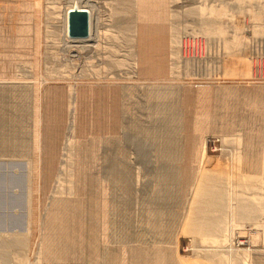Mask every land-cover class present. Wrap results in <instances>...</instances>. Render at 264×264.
Returning <instances> with one entry per match:
<instances>
[{
    "label": "rangeland",
    "instance_id": "obj_1",
    "mask_svg": "<svg viewBox=\"0 0 264 264\" xmlns=\"http://www.w3.org/2000/svg\"><path fill=\"white\" fill-rule=\"evenodd\" d=\"M150 1L155 5L149 6ZM6 4L37 12L35 15L21 14L6 9ZM212 6L216 11L200 16L185 15L180 10H204ZM73 8L88 12L86 37L68 34V12ZM216 12H221L220 20ZM173 13L177 16L170 18ZM255 17L264 21V0H0V56L3 55L0 68L4 69L0 71V96L28 109L26 116L20 113L14 116L20 124L22 122L20 126L24 130L32 132L23 134L21 127L13 129L11 121L8 128L11 132L3 134L0 131L7 144L16 148L0 154V235L32 232L31 238L27 235V243H30L25 246L27 249L24 247L28 253H24L29 259L24 264H38L35 259L40 241L39 223L47 208V205L42 206L39 178L37 185L29 188L31 167L41 169L43 160L39 152L37 157V147H43L46 152L48 147L57 150L58 163L62 167L61 157L67 147L48 138L74 137L61 125V128L56 127L49 121L40 122L38 119L44 116L48 120L54 113L59 119L75 120L78 114H74L72 107L78 106L91 115V121L97 122L89 128L101 139H79L96 153L93 157L90 153L75 157L82 165V176H93L99 184L91 185L83 179L76 181V185L71 186L79 190H75L76 195L73 193L75 197L71 195V199H78L80 205L88 208L97 206L96 202L90 204L88 195L92 198L105 196L117 202L118 209L107 210L106 217L113 222H122L123 240L127 239L128 230L136 225L134 215L128 217L136 204L142 203L147 209L164 210L174 224L172 236L167 235L168 230L155 231L146 223H140L139 227L146 244H151L153 237H161L169 242L170 255L181 258L182 264H264V258L260 257V253H264V213H252L246 204L251 198H259L264 210V67L261 66L264 63V28L256 23L260 20ZM23 21L35 23L39 34H15L12 27L18 28L16 26ZM159 23L171 27L186 25L191 30L181 36V41H164L159 35L149 37L145 27ZM198 26H210L208 36H202ZM45 27L65 40L49 41L44 36ZM138 28H142L140 36ZM218 28L226 29L227 34H215ZM250 32L258 34L252 33L251 38H243L241 43L227 38L229 33ZM182 41L189 42V45ZM19 47L26 48L28 53H19ZM247 54L249 61H231L233 57ZM101 83H109L108 92L99 86ZM174 84H182L181 88L174 90L176 102L150 93L153 87L162 93L165 86ZM240 84L249 88L256 86L257 94L252 95L235 86L234 92H226V86ZM0 108L5 110L6 107L0 105ZM166 108L172 110L169 121L163 115ZM101 124L111 128L110 135L102 134L105 131L101 128L96 129ZM175 132H181L184 139L198 137L195 150H179L174 154L187 157V161L166 160L173 152L165 155L164 149H158L152 143L155 137ZM41 133L48 137L46 141ZM250 140L255 142L249 143ZM238 141H242L241 144L237 145ZM203 147L206 158L198 164ZM238 154L241 156L239 162L236 159ZM97 155L105 156L108 163L95 160ZM107 165L125 178L128 194H122L118 188H113L112 193L111 189L107 190L104 183ZM42 169L53 175L51 168ZM167 174H172L173 178L166 180ZM59 177L57 180L64 184L66 179ZM54 188L52 186L48 198L52 197ZM199 191L204 195L197 196ZM30 198L33 199L32 205L28 204ZM212 201L218 204L210 206ZM101 210L105 212V208L101 207ZM164 211L161 212L163 217ZM191 225L201 228L190 230ZM212 225L214 229H206ZM213 237L223 239L215 243ZM78 239L75 236L71 242L79 243ZM116 244L113 242L112 245ZM71 258L69 262L75 263L76 259ZM49 262L46 261L56 264Z\"/></svg>",
    "mask_w": 264,
    "mask_h": 264
},
{
    "label": "bare ground",
    "instance_id": "obj_2",
    "mask_svg": "<svg viewBox=\"0 0 264 264\" xmlns=\"http://www.w3.org/2000/svg\"><path fill=\"white\" fill-rule=\"evenodd\" d=\"M158 1H161V0H158ZM148 4H149V6L155 5L153 3V1H150ZM4 7H6V9H8L10 11L12 10V11H15V12H22L21 14H25V15H35L36 12H37V11H34L33 9H31V10L29 9V11H27V10H25V7L23 9L21 7H17L16 5H12V4L11 5H9V4L7 5L6 4V5H4ZM110 8H111V12H114V10L112 9V7H110ZM180 10L182 11L181 12L182 14L191 15V16H197V15L200 16V14L203 15V14L207 13L208 11H210V12L211 11L212 12L216 11V9H215L214 6L209 7L207 9H204V10L203 9L202 10H200V9H189V8H187V9L184 8V9H180ZM220 13L217 14V12H216L215 14L216 15H219ZM178 15H180V14H178ZM222 15L224 16L223 12H222ZM175 16H177V14H174L173 13L170 18L175 17ZM228 16H230V15H228ZM228 16H226V19L225 20L229 19ZM221 18H220V15H219V20ZM255 18L258 19L257 17H255ZM52 20H53V18H52ZM235 20L233 19V21H235ZM258 20H260V21H257L256 23L260 24L264 28V21L261 20V19H258ZM233 21H231V22H233ZM226 22H228V20ZM252 22H255V20L252 21ZM237 23H239V22H237ZM61 26H63V25H61ZM210 26L203 27V28L198 26L199 28H201V29H199L198 32L202 36H204V37L206 35L208 36V34H209L208 31L210 29ZM13 27H14V29H13ZM13 27H12V31L15 34H18V35H24V36H26V35H29V34L35 35V33H38L36 24L35 23L33 24L32 22H29V21H23L19 26H16V27H18L16 29H15V26H13ZM193 27L195 28L194 25L192 26V28ZM215 27H217V26H215ZM145 28L148 29L149 37L150 36H154V35H159V37L162 40H164V41H170V42L171 41H181V36L184 33H186L187 31H190L191 30L190 27H188L186 25H180L178 27H171V26H169V25H167L165 23H159V24H156L154 26H149V27H145ZM212 28L213 27H211V31H212ZM196 29L198 30V28H196ZM196 29H192V30H195L196 31ZM221 29L218 28L217 31L215 30V34H221V33L224 34L225 31H226V29H222V31H221ZM50 30L47 27H45V31H44L45 33L43 32L44 33V36L49 41L54 40L57 43V41H64L65 40L64 38H62V36H59L60 34L58 35V33L55 35V32H54V35H53V32H50ZM141 30H142V28H138L139 36H140V31ZM199 33L198 34L196 33L197 36L199 35ZM252 33L254 35L255 34H258V33L250 32V33H247V34L239 33V34H236V35H232L231 33H229L228 36H227V38L229 40H232V41H236V42L239 41L240 42L243 38L244 39L251 38L249 36L252 35ZM210 34H212V33L210 32ZM225 34H227V33H225ZM195 39H197V38H195ZM253 39L254 38H252V40ZM202 40L203 39H201V41ZM182 42H183V44L186 43L185 41H182ZM194 42H196V41H194ZM202 42L204 43V41H202ZM254 42H256V40ZM58 43H60V42H58ZM188 43H186V44L189 45ZM196 43H195L194 47L196 46ZM203 43H201V44L203 45ZM22 47H19L18 48L19 53H21V54L22 53L23 54L24 53L27 54L28 52H27L26 48L23 49L24 47L23 48ZM199 47H200V45H199ZM203 49H204V45H203ZM24 50H26V51H24ZM29 50L32 51V49H30V48H29ZM49 54H51V53H49ZM261 56H263V55H261ZM0 57H3V55L0 56ZM4 57H6V56H4ZM56 58L58 59L59 57H56ZM238 59L239 60H244V61L245 60L246 61H249V55L248 54L247 55H242L241 57H238V58L237 57H233L231 59V61H233V60L236 61ZM255 62H256V60H255ZM261 66L264 67V63H262ZM34 70H35V68H34ZM0 71H4V69L3 68H0ZM35 72H36V70H35ZM107 79H108V77H107ZM75 83H77V82H75ZM104 84L101 83L99 86L102 89L106 90V92H108V90L110 89V85H109V83H108V85H107V83H104ZM234 86L235 87H238V88L240 87L241 89H245V90H247L248 93H250L252 95H256L257 94V89L258 88H256V86L253 87V88H255V89H253V88H249L247 85H241V84L240 85L226 86V88H225L226 89V92H229V93L230 92H234V90H233V89H235ZM181 87H182V84H174L173 86H170V87L165 86L164 91L162 93H161V91L157 87H153L151 89V92L150 93L152 95H154V96H156V95H163L164 98L176 102V99L174 97V90L175 89H178V88H181ZM262 87H264V86H262ZM97 88H98V86H97ZM28 94L32 97V99L35 98V96L33 94H30V93H28ZM147 94H148V92H147ZM180 100H181V98H180ZM41 101H43V100H41ZM58 101H60V100H58ZM48 103H50V102H48ZM0 105H4L6 107L5 110H2V108H0V131L3 134L6 133V132L7 133L8 132H11L10 130H8V128L11 127V125L9 124L10 121L14 125L12 127L13 129H18L19 127L22 128V126H20L22 124V122L20 124L19 121H17V119L15 118L14 114L15 113H20V114L26 116L28 109L26 107H24V106L20 107V105H18V104L9 103L8 101H6L1 96H0ZM68 106H69V104H68ZM76 106H78V105H76ZM72 108L74 109L73 110L74 111V114L75 113L78 114V116L76 115L77 117H76L75 120L59 119V118L56 117V114H54V113L53 114L50 113L51 116L49 117L48 120H45L44 119V116H42V117H40L38 119V121H40V122L49 121L50 124H53L56 127L57 126L60 127V125H61L63 128H65L64 130L69 131L70 133H72V135L74 134V137H73V139L72 138H68V139L66 138V139H64V136H63V138L62 137L60 138L58 136H52V137L49 136V138H48L45 135L43 136V133H41V135H42L41 137H43L42 138L43 140L46 141L47 140L46 138H48V140H53V141H56V142L58 141V142L62 143L63 145H65L67 147V149H66L65 152L63 151V154H62V157H61L62 158L61 159V162L63 160L62 167H60L61 164L58 163V161H59L58 158L59 157H57V154H56V151L57 150L55 151L54 148H49L48 147V150L46 152L44 150V148L41 147V146H39V148L37 147L38 150L36 149L37 150L36 151V154L39 152L40 155H41V158L43 160L41 161L42 162L41 169L40 168L39 169H36L33 166L31 167V171H30L31 172L30 173L31 174L30 175L31 185H30L29 188H32V185H35L36 186L37 185V180L39 178V184L41 185L40 187H41V190H42L41 193L43 195V197H42L43 198V200H42V206L47 205V208H46L47 211L44 209V215H42L41 220H40V223H39L40 241H39L38 252H37L38 255L36 256L37 257L36 258L37 260L35 259V261L38 262V264H41L42 261L44 262L45 260L48 261V263H51L49 261H53V263H56V264H62L63 262H64V264H66L65 262H67L68 264H89V263L90 264H180L181 263V260H182L181 258H179V257L177 258L176 256L175 257H172V255H170V252H169L170 250H169L168 245H167V243L169 244V242H167L166 240L160 239L161 237L160 238H157L158 237L157 236L156 238L153 237V239H152L153 242L148 245V244H146V242H145L146 239L144 240V234H143V232L141 231V229L139 227L140 226L139 225L140 223H146V224L149 225V227L152 230L157 231V229L159 230L161 228H164V229L168 230L167 231V235L169 237L172 236L174 234V233L172 234V232H173V225L174 224H173V221L168 217L169 214L167 215V212H165L164 210H163L164 211V217H163L162 216V213H163L162 210L154 209V208H151V209L148 208L147 209V207H143L142 203L140 205L136 204L134 206L135 208L134 207H131V208H134V209L130 212V215H128V217L129 216L132 217L131 215H134L133 217L135 219H134L133 222L136 225H133L132 230L130 229V226L124 225V226H126L127 229H130V230H128V232H127L128 233L127 234L128 235L127 236V239L123 240L124 239L123 236H122L123 234H121L122 233V230H123L122 222L120 221L121 222L120 223L119 220L116 221V222H113V221H110L109 220V217H106V216H108L107 215V210H110L111 211V210H117L118 209L119 204H117V202H115L114 200H111L109 198H106L104 195H103L104 197H101V198H92L93 196L88 195L87 196L88 198L87 197L86 198L89 199V201L91 202V203L89 202L90 204H92V202H93V205H95V202L97 203V206L95 205V207L92 206V207L88 208L85 205H82V204L80 205V203L78 202V199L75 201V198H73L74 200L70 198L71 195H73V193L75 192L76 189L79 190V188H76V186H75V189H74V187L71 186V185H76V181L79 182L81 179H83L84 181H86L87 183H90L91 185L92 184H96V185L99 184V183L96 182V179L93 180V178H92L93 176L92 177L90 176L92 179L89 178V176L88 177L87 176H82V172H83L82 171V168H81L82 165L80 163V160L77 159L75 156H78L79 157L83 153H90V155H92L91 157H93L95 155L96 151L90 150L91 148L88 149V147L85 146L86 144H83L79 139H81V138H89V139L95 138L96 140H97V138L98 139H101V136L100 135H97V134L93 133L92 130L90 131V128L89 127H93V125L97 123V122L94 123V121H91L90 120L89 116H91V115L88 116V114H87L88 112L85 111L83 109V107H79L78 106V107H75V108L72 107ZM171 114H172V110L171 109L166 108L165 110H163V115L166 117V121H169L170 120L169 118H170V115ZM29 117L27 116V119H29ZM187 120L189 121V118ZM98 128L99 129L101 128V130H104L105 131V133H102V134H109L110 135L111 132H112L111 128L109 126H107V125H102V126H98V127L96 126V129H98ZM21 131H22L23 134H29V132H30V130L28 132L27 130H24L23 128L21 129ZM67 131H66V134L69 133ZM60 132L61 131H59V133ZM30 133H32V132H30ZM98 133H99V131H98ZM34 134H36V132ZM38 134L39 133H37V135ZM37 135H36V137H37ZM60 136H62V135H60ZM75 136L77 138H75ZM146 136L148 137V141H150L149 140L150 137L148 135H146ZM151 137H154V136H151ZM177 137L178 138H181V140L180 139L178 140ZM187 139H184V137L181 134V132H179V134L177 132H175V133L167 134L166 136L155 137L154 141L152 142V140H151L150 142H152L154 146L158 147V149H161V150L164 149L165 150L164 152H166V153H164L163 151L162 152L165 155L166 154L168 155V152H169V154H171V152H173V154L168 155V157H167L166 160H169V161L174 160V161L180 162V161H187V159H186L187 157L186 158H185V156L182 157L183 155L182 156H178V155L175 156L174 155L175 152H177L179 150H184V151L195 150V148L197 146V142H198V137L197 136H192L190 139H188V140ZM176 140H178V141L176 142ZM237 140H238V138L236 139V141ZM18 141L20 142L21 139H18ZM242 141H238L237 142V145L241 144ZM40 142H42V141H40ZM145 142H147V140ZM251 142L253 143L255 141L254 140H250L249 143H251ZM42 143H44V142H42ZM136 143H137V141H136ZM152 143H150V146L149 147H151V144ZM162 143H165V144H162ZM173 144H175V145H173ZM55 147H56V145H55ZM58 148L61 149L60 146H58ZM14 149H16L14 146H10V145L7 144L6 137L5 136L1 137V135H0V154L3 151H6V152L10 151V152H12ZM152 149H154V148H152ZM38 154H37V157H38ZM245 157H246V155H245ZM205 158H206L205 148L203 147L200 150V155L198 157V164H201L202 161L205 160ZM240 158H241V156H240V154H238L237 157H236V159H237L238 162H239ZM94 159L95 160H98L99 159L100 161H103L105 163H108V161H109L105 156H98V155ZM262 160H264V158ZM118 164L120 165V163H118ZM123 165H125V164H123ZM120 166H118V167L121 168ZM42 167L43 168L44 167L51 168L53 170V175H50V174L44 172L43 169H42ZM109 167L110 166L107 165V170H106V175H105L106 180L104 182L105 183V187H107V190L108 189L109 190L111 189V193H112V191H113L112 189L113 188H118L122 192V194H128L127 192H129V189L124 184L125 183V178L122 175H120L118 172L112 170ZM34 168L37 171H35ZM123 170H124V168H123ZM128 173H129V171H128ZM171 173L174 174V172H171ZM59 176H62L63 178L66 179V182L64 184L61 183L62 180H60V182L57 180V179L61 178ZM134 176H135V174H134ZM171 177H172V174H169V175L167 174L165 176V179L166 180H171L173 178V177L172 178ZM160 178H162V177H160ZM99 179H101V178H99ZM33 182L35 184H32ZM72 183H75V184H72ZM52 186L53 187L55 186V188L52 189L54 191L53 192L54 194L53 193L51 194L52 197H50L51 198L50 199L48 197H49L50 190H51ZM35 188H34V190H35ZM57 193H59L60 196H57L56 197ZM75 195H73V196L75 197ZM202 195H204L203 191L202 192L199 191L197 193V196H202ZM48 199H50L49 202L47 201ZM100 199H102V200H100ZM32 200L30 198V201L28 200L29 201L28 204L32 205ZM249 201L250 202L249 203H246V204H248L247 207L249 206V208L251 209L252 213L253 212L259 213V214L260 213L261 214L264 213V210L261 207L262 200H259V198H258V200L255 199V198H251V200H249ZM216 204H218L216 201L209 202V205L210 206L211 205L216 206ZM101 207L105 208V212H104V210L103 211L101 210ZM239 207H238V209H239ZM28 208L31 209L32 206L31 207L29 206ZM28 210L29 209H27V214H29V211ZM127 210H128V208H127ZM30 211H32V210H30ZM146 212H148V213H146ZM28 216L29 215H27V217ZM28 219H30V218L28 217ZM164 221L166 222L165 224H163ZM123 222H125V220ZM30 224H32V223H30ZM213 226L214 225H212V226H210V227H208L206 229L213 228ZM187 228L189 230V227H187ZM200 228L201 227H199V226H194V225H191L190 226V230L192 229V230H195L196 231V230H199ZM30 229H32L31 226H30ZM27 231H28V233L27 234H23V235L22 234L21 235H11V236H8L9 234L8 235L7 234H4V235L1 234L0 235V264H22L23 262H27L26 259H29V258L26 257V255H25V253L27 252V250H25V248L27 249V247H25V246H27L28 243H30V242L27 243V238L28 237L29 238L32 237V232H30L29 230H27ZM155 231H153V232H155ZM27 235H28V237H27ZM75 236L77 237V239L80 236L79 239H78V242H79V240H80V242L79 243L75 242L73 244L72 242H74V241L71 242V239L74 238ZM211 240H213V239H211ZM219 240L214 238L213 242L216 243ZM113 242H116L117 243L116 246L112 245ZM9 250L10 251L12 250V251L10 252ZM14 250H15V252H14ZM71 256L73 258V259L72 258L71 259L74 260V258H75L78 263L76 262V260H75V263H70L69 262V258ZM24 257H25V261H24ZM260 257L261 258H264V253H260ZM28 261H30V260H28ZM46 261H45V263H46ZM48 263H46V264H48ZM25 264H27V263H25ZM184 264H188V263H184ZM189 264H191V263H189Z\"/></svg>",
    "mask_w": 264,
    "mask_h": 264
},
{
    "label": "water",
    "instance_id": "obj_3",
    "mask_svg": "<svg viewBox=\"0 0 264 264\" xmlns=\"http://www.w3.org/2000/svg\"><path fill=\"white\" fill-rule=\"evenodd\" d=\"M89 28L87 10L73 8L68 12V34L71 37H86Z\"/></svg>",
    "mask_w": 264,
    "mask_h": 264
}]
</instances>
